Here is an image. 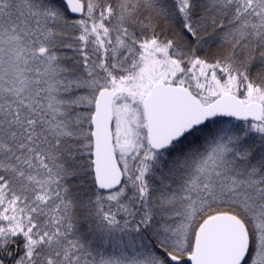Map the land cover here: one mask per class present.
<instances>
[{"label":"snow or ice","instance_id":"6c2138e0","mask_svg":"<svg viewBox=\"0 0 264 264\" xmlns=\"http://www.w3.org/2000/svg\"><path fill=\"white\" fill-rule=\"evenodd\" d=\"M0 264H264V0H0Z\"/></svg>","mask_w":264,"mask_h":264}]
</instances>
